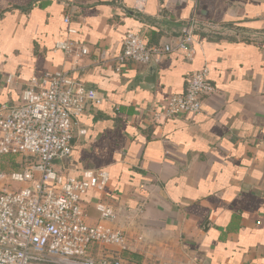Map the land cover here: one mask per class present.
<instances>
[{"label": "crops", "instance_id": "1", "mask_svg": "<svg viewBox=\"0 0 264 264\" xmlns=\"http://www.w3.org/2000/svg\"><path fill=\"white\" fill-rule=\"evenodd\" d=\"M192 16L237 33L198 31L192 59L165 54L118 72L91 54L71 72L106 100L80 116L87 132L76 135L55 170L76 178L87 169L107 170L106 189L83 198L89 222L101 221L97 202L111 204L117 220L102 222L123 230L131 245L119 252L97 247L96 258L264 264V38L250 36L264 34V0H0V108L19 104L32 78L68 66L55 49L60 40L119 53L126 33H141L149 44L172 42ZM152 65L155 80L148 83ZM203 67L215 91L203 96L202 111L155 122L151 110L185 92Z\"/></svg>", "mask_w": 264, "mask_h": 264}, {"label": "built area", "instance_id": "2", "mask_svg": "<svg viewBox=\"0 0 264 264\" xmlns=\"http://www.w3.org/2000/svg\"><path fill=\"white\" fill-rule=\"evenodd\" d=\"M142 5L143 1L139 2L137 9ZM64 22L69 25V34L77 32L70 27V15ZM198 31L230 36L237 28L201 23L192 16L172 42L149 44L141 33H126L119 53L92 51L75 39L60 40L55 49L64 53L68 66L46 71L40 79L32 78L21 91L19 104L0 108V264H130L118 254L93 255L97 247L131 250L123 230L102 222L117 220L115 208L100 200L95 207L101 221L91 224L83 202L90 190L106 189L110 173L87 169L82 178H76L54 167L55 161L70 156L76 135L86 134L80 116L106 100L98 90L76 82L71 72L82 69L91 54L95 63L111 65L118 72L131 62L149 64L165 54L181 52L192 59ZM250 36L264 38L256 32ZM209 72L208 67L194 71L185 92L172 95L164 106L151 110L153 120L199 114L203 96L215 91ZM7 158H14L22 167L7 168Z\"/></svg>", "mask_w": 264, "mask_h": 264}, {"label": "water", "instance_id": "3", "mask_svg": "<svg viewBox=\"0 0 264 264\" xmlns=\"http://www.w3.org/2000/svg\"><path fill=\"white\" fill-rule=\"evenodd\" d=\"M155 71H156V66L152 65L149 68V70H148V72H147V74H146V76L144 78L148 83H153L154 82V80H155Z\"/></svg>", "mask_w": 264, "mask_h": 264}, {"label": "rangeland", "instance_id": "4", "mask_svg": "<svg viewBox=\"0 0 264 264\" xmlns=\"http://www.w3.org/2000/svg\"><path fill=\"white\" fill-rule=\"evenodd\" d=\"M16 166H17V164H16V163L14 164V163L11 162V161H9V162H8V165H6L7 168H8V167H11V168H14V167H15V168L17 169Z\"/></svg>", "mask_w": 264, "mask_h": 264}, {"label": "trees", "instance_id": "5", "mask_svg": "<svg viewBox=\"0 0 264 264\" xmlns=\"http://www.w3.org/2000/svg\"><path fill=\"white\" fill-rule=\"evenodd\" d=\"M17 166H18V167H22V165H18V164H17Z\"/></svg>", "mask_w": 264, "mask_h": 264}]
</instances>
